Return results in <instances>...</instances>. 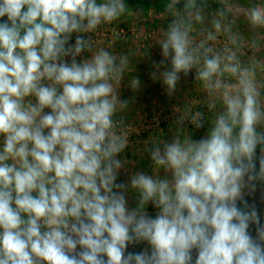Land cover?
Returning a JSON list of instances; mask_svg holds the SVG:
<instances>
[{"label": "clouds", "instance_id": "1", "mask_svg": "<svg viewBox=\"0 0 264 264\" xmlns=\"http://www.w3.org/2000/svg\"><path fill=\"white\" fill-rule=\"evenodd\" d=\"M218 3L209 11L207 0H166L171 19L150 73L171 97L181 74L195 71L201 105L214 114L206 136L194 140L185 129L203 127L204 113L184 103L174 139L147 149L155 173L117 184L129 145L120 88L130 61L91 34L131 15L128 4L0 0V264H192L193 249L194 264H264V225L255 207L237 206L245 177L264 181V57L256 55L264 0ZM241 16L250 37L239 30ZM126 85L138 91L141 81L133 75ZM138 242L150 253L125 255Z\"/></svg>", "mask_w": 264, "mask_h": 264}, {"label": "crops", "instance_id": "2", "mask_svg": "<svg viewBox=\"0 0 264 264\" xmlns=\"http://www.w3.org/2000/svg\"><path fill=\"white\" fill-rule=\"evenodd\" d=\"M209 8V11H215L220 5L218 3V0H207ZM234 3L237 5H240L242 7H247L250 3H253L254 0H233ZM143 13V12H142ZM164 13V11H163ZM238 27L239 30L243 29L245 31V37H250L251 32L249 31L244 18L241 16L238 18ZM114 33H111L110 36L108 37V40L104 41V46L102 47L107 48L109 51L113 52L116 55H127L130 61V71L125 73L124 79H123V84L121 85L120 88V99L121 100H127L129 101V109H127L124 113H122L124 116H127L128 112L132 110V108H135V106L140 102V99L143 97L142 93L143 91H146V88H149L146 86V84L150 83L151 86H155V90L161 94L159 86L162 87V84L160 81H153L150 77L149 79H146L148 81H145L142 70L141 68L146 64L149 65L151 68V72L155 71L156 69L153 67V62L159 63L162 59L161 55V49L159 45L156 48H152L151 54L149 51H144L141 52L139 48L137 47L138 41L127 37L123 38L121 36H113ZM75 33L72 34V38H75ZM160 36H158L159 39ZM146 54L147 57L145 56ZM88 53H84V57L88 56ZM170 66V65H166ZM135 69V72H134ZM136 76L140 79L141 81V87L138 91H134L131 88H129L126 84L130 81L132 76ZM155 84V85H154ZM179 87V84L177 85ZM159 94L156 96L157 100L163 101L164 97H160ZM46 113V110H45ZM47 131V130H46ZM158 132V131H157ZM161 134L162 138L164 139V136H168L170 131L168 129H162L159 131ZM200 133V132H199ZM197 132L192 131V138L194 140H199L198 137H200V134ZM175 134V133H174ZM170 138V137H169ZM203 138V135H202ZM168 139V137H166ZM165 140V139H164ZM166 142H171L167 141ZM151 143H144L141 142L139 145L132 147L129 146L127 147V152H123V154H120V159L125 161L124 167L121 168L117 175V184H128L130 182V176L131 173H135L136 171H141L145 173H150L154 174L155 170L153 169L151 160L149 158L148 154V147L152 144ZM135 152V154L138 155L137 158H133L131 155L132 153ZM261 151H260V146L257 147L256 154L254 157V163L256 166V172H259V161L261 157ZM135 157V156H134ZM162 174V172L160 173ZM250 183L255 184L254 190L249 187ZM245 188L242 192L241 199L237 201V206L242 208L243 210H250L252 207H255L258 215H259V220H260V225H264V181H254V182H249L247 180V177H245ZM126 199L128 201V206L129 208H133L136 205V194L135 192L129 191L125 193ZM158 209H156L151 203L148 204L146 208V212L149 217L155 218V216L158 214ZM249 234L255 239L257 237V225L255 223H250L249 229H248ZM145 249H148L149 253L151 251L150 246L147 244V242H138V243H131L127 246L125 250V255L128 253H140L144 251ZM80 249L79 247L77 248V252H79ZM192 264H194L195 259L197 258V250L193 249L192 250ZM105 259H107L105 257Z\"/></svg>", "mask_w": 264, "mask_h": 264}, {"label": "rangeland", "instance_id": "3", "mask_svg": "<svg viewBox=\"0 0 264 264\" xmlns=\"http://www.w3.org/2000/svg\"><path fill=\"white\" fill-rule=\"evenodd\" d=\"M131 15H127L122 17L120 20L113 22L112 24H107V25H101L97 31L100 30H106L107 28H110L111 31H115L116 29H118L119 27H135L138 28L141 33L144 35H148L149 33H151L152 31H154L153 35L151 39H149L148 37V43L147 41H145V46L142 48L139 45V41L137 42L138 45L137 47L139 48V50L141 52L144 51H149V53L151 52L152 48H156L158 45H156L157 41H158V36L161 35V32L164 28H166L168 21L171 19V17H168L166 19V16L163 12L161 11H155V10H148L147 12H140V11H136V12H131ZM240 32L245 36V31L243 29L240 30ZM113 36H118L117 34H113ZM108 40V39H107ZM72 43V39H70L69 44ZM102 45L104 46V42L102 43ZM151 54V53H150ZM247 56H251L252 53L251 52H246ZM257 56L260 57H264V49H262L260 52H258L256 54ZM147 57V56H146ZM142 74L144 76V78L142 77V79H145V81H148L146 79H149L148 77L151 78L150 73H151V68L149 67V65H144L142 68ZM147 72H146V71ZM162 84V83H161ZM179 87L177 86V90L176 92L169 97L166 93V90L164 88V86L162 85L159 86L161 94H159L156 90H155V86H151L150 83L146 84V86H148L149 88H146V91H143L142 95L143 97L140 99V102L135 106V108H132V110H130L128 112V114H126L127 116L125 117L126 121H132V122H138L139 119L145 114L147 113L149 110L153 109V108H160L163 110L164 113H169L174 111V107H179L182 108L184 103L185 104H191L193 106L194 110H203L204 113V121H203V127L201 128H195V127H191L190 125L186 124L185 125V129L189 131V134L192 135V131L193 132H197L200 134L199 140L206 136L207 131L210 127V124L208 122V119L210 120L212 118V116L214 115L213 113H209L207 108L204 107L203 105H201V101L204 99V92L202 91V89L200 88L199 85L195 84V79L190 78L188 76H184L183 74H181V79L179 81ZM155 85V84H154ZM159 94V96L164 97L163 101H158L156 96ZM46 113L49 112V109H45ZM177 117V116H175ZM177 120V118H175V120H170L168 122H164L161 127L153 132H149V133H145L142 135H138L136 137H133L129 140V146L132 145V147H135L137 145H139L141 142L144 141V143H151V142H155L158 141L160 139H163L161 134H157L160 133L159 131H161L162 129H168L170 131V133H168L169 135L164 136V139L167 141H172L174 139V133H175V129H176V125H175V121ZM158 131V132H157ZM166 137H168V139H166ZM170 137V138H169ZM125 152H127V150H125ZM123 153H121L122 155ZM133 158H137L138 155L135 154V152L132 153L131 155ZM135 156V157H134Z\"/></svg>", "mask_w": 264, "mask_h": 264}, {"label": "built area", "instance_id": "4", "mask_svg": "<svg viewBox=\"0 0 264 264\" xmlns=\"http://www.w3.org/2000/svg\"><path fill=\"white\" fill-rule=\"evenodd\" d=\"M111 33H115L118 36H121L123 38L130 37L135 40H138L140 47L143 48L145 46V41H147L148 43L147 39L148 37L149 39L152 38L153 35H150V34H153L154 31H152L148 35L147 34L143 35L138 28H135L133 26L132 27L128 26L126 28L119 27L114 32L111 31L110 28H107L106 30H100V31L96 30L94 33L91 34L93 43L98 47L102 46V43L108 39ZM75 39H76V35H75V38H72L71 44L75 43ZM222 40H223V37H221V41ZM82 58H84V53H82L81 56L77 57V61L79 62ZM65 59L68 60V62L71 61V57H66ZM188 77L195 79V71L193 70L192 72H190L188 74ZM176 108H179V107H174V111L172 112L164 113L162 109L156 107V108L149 110L147 113H145L139 119L138 122L126 121L127 126H128L129 140L138 135H142L145 133L158 130L164 122L175 120V118L178 119L179 113L175 111ZM188 125H190L191 127H194L191 124H188Z\"/></svg>", "mask_w": 264, "mask_h": 264}, {"label": "trees", "instance_id": "5", "mask_svg": "<svg viewBox=\"0 0 264 264\" xmlns=\"http://www.w3.org/2000/svg\"><path fill=\"white\" fill-rule=\"evenodd\" d=\"M131 12H147L148 10L164 11L166 0H125ZM7 21V17L0 18V23Z\"/></svg>", "mask_w": 264, "mask_h": 264}]
</instances>
